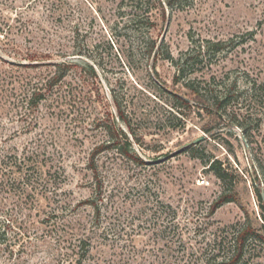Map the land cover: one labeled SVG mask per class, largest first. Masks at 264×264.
I'll return each mask as SVG.
<instances>
[{"label": "rangeland", "instance_id": "rangeland-1", "mask_svg": "<svg viewBox=\"0 0 264 264\" xmlns=\"http://www.w3.org/2000/svg\"><path fill=\"white\" fill-rule=\"evenodd\" d=\"M186 59L194 85L229 95L222 118L176 82ZM6 155H30L53 186L0 191L19 238L0 244V264H62L81 237L83 264H224L246 211L264 225V0H176L165 12L157 0H0ZM216 158L237 200L212 212L230 192L209 169ZM237 264H264V239Z\"/></svg>", "mask_w": 264, "mask_h": 264}, {"label": "trees", "instance_id": "trees-1", "mask_svg": "<svg viewBox=\"0 0 264 264\" xmlns=\"http://www.w3.org/2000/svg\"><path fill=\"white\" fill-rule=\"evenodd\" d=\"M157 1L161 4L163 12H165V4L173 6L176 2V0ZM207 41L208 51L212 50L213 52H220L224 49L225 40L219 39L214 41L208 39ZM170 57L172 56L170 55ZM179 60L181 61V59ZM188 62V59H186L184 62L186 65H180L179 74L176 76V82H179L184 78L183 83L196 94L197 98L203 105V108L213 110L216 116L222 118L221 110L226 108V102L229 95L216 92L208 93L194 85L191 77H185V70ZM66 72V70L60 71V74L57 75V80L64 78ZM39 96L40 97H37L36 99L35 97H31V100H36L35 102L33 101V105H37L40 98L43 97V94L40 93ZM174 97L185 105L190 104V101L180 93L175 92ZM31 100L30 102H32ZM177 108H180L179 105H177ZM117 138L124 141L122 145L121 142L119 145L123 152L128 153L130 151L129 149L132 148V142L129 135L123 129H119ZM14 157L15 158L11 159V156L6 155V157L0 159V191L5 190L26 197H35L40 192L51 190L53 184L49 183L48 175L50 172L44 168L42 163L34 160L30 155L22 157L16 155ZM209 169H211L215 175L223 181L224 185L227 184L230 189L229 193L224 191L220 194L219 201H217L218 203L212 208V212H214L217 206L223 202L237 200V181L230 173L229 167L224 166L221 159L216 158L211 161ZM255 187L259 199V205L262 209V218L264 219V197L262 189H260L259 185H255ZM1 211L2 210L0 209V244H6L8 247H11V245L16 243L19 239L17 238L18 233L16 234L14 229L15 219L11 216L10 212L3 214ZM246 214L247 220L244 222L243 226L240 229H236L234 233L236 247L232 254L222 260L224 264H237L243 258L245 245L250 238L264 239V225L261 224V227H256L254 221L250 217V213L246 211ZM11 251L15 252V249L12 248ZM90 251L91 240L88 237H81L78 243L72 241L69 243L67 251L62 252V264H83V261L87 258Z\"/></svg>", "mask_w": 264, "mask_h": 264}, {"label": "water", "instance_id": "water-1", "mask_svg": "<svg viewBox=\"0 0 264 264\" xmlns=\"http://www.w3.org/2000/svg\"><path fill=\"white\" fill-rule=\"evenodd\" d=\"M245 139V138H244ZM263 197H264V192H263Z\"/></svg>", "mask_w": 264, "mask_h": 264}]
</instances>
